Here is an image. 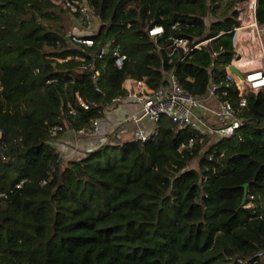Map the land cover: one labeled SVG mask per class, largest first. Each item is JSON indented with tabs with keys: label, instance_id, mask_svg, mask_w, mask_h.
I'll return each mask as SVG.
<instances>
[{
	"label": "trees",
	"instance_id": "1",
	"mask_svg": "<svg viewBox=\"0 0 264 264\" xmlns=\"http://www.w3.org/2000/svg\"><path fill=\"white\" fill-rule=\"evenodd\" d=\"M237 1L0 0V264H264V90L244 95L240 126L212 144L164 114L145 141L78 159L63 161L47 135L55 124L87 128L125 96L124 80L155 89L167 72L237 107L225 79ZM66 2L94 12L89 32ZM255 19L264 23V0ZM173 37L208 41L169 55Z\"/></svg>",
	"mask_w": 264,
	"mask_h": 264
},
{
	"label": "built area",
	"instance_id": "2",
	"mask_svg": "<svg viewBox=\"0 0 264 264\" xmlns=\"http://www.w3.org/2000/svg\"><path fill=\"white\" fill-rule=\"evenodd\" d=\"M66 6L69 7L71 13L78 15V21L84 24L85 31L89 32L92 29V14L94 12L87 5L81 3L66 2ZM255 7L256 0H239L233 6V10L237 13V24L231 29L233 32V57L230 59L229 64L225 66V79L232 81L238 91L239 100L237 107H234L229 101L223 100L218 102L216 110H212L202 101L205 98H214L213 88L210 89L206 97H197L181 87L171 72L166 73L167 85L155 89L147 88L142 81L127 79L124 85L121 84L122 89L125 91V96L114 97L111 103L119 102L123 98L129 97L136 100L139 104L138 112L126 119L134 124L132 140L145 141L154 134L162 114L166 115L170 122L174 124V131L186 126H190L191 129L199 134L215 131L217 132V137L213 141L234 134L235 129L241 124L240 118L237 117V110L245 106L244 95L247 92L256 93L264 90V23L261 24L256 21ZM161 33L162 28L160 26H155L148 30V35L151 37ZM72 40L85 45L92 44L89 39L73 37ZM207 41L193 43V40L184 37H173L169 45V55L178 49L184 53H188L192 49H199ZM108 44V42H105L100 46L97 54L98 58L107 52ZM113 54L116 57L115 65L120 67L124 56L119 55L117 51H114ZM212 55L214 56L215 53H212ZM229 65H233L242 77L239 78L231 73L228 70ZM76 103L82 109H87L88 107L79 96H76ZM67 106L66 114L72 115L73 109L69 105ZM202 113H208L212 120L202 118ZM97 126V119L91 120L87 128L75 130L55 124L47 130L48 140L51 144L52 138L63 132H72L74 136L91 137L96 134ZM206 128L210 130H206ZM213 141L211 144L214 143ZM192 142V139H188L186 144H180L179 148L185 145L191 146ZM19 184L15 185V187H18ZM5 197L6 193L0 192V200ZM261 254V252H258L257 256Z\"/></svg>",
	"mask_w": 264,
	"mask_h": 264
},
{
	"label": "crops",
	"instance_id": "3",
	"mask_svg": "<svg viewBox=\"0 0 264 264\" xmlns=\"http://www.w3.org/2000/svg\"><path fill=\"white\" fill-rule=\"evenodd\" d=\"M126 80L122 82L123 85L126 83ZM202 102L212 110L218 108L219 101L215 97L205 98ZM138 110L139 104L137 101L125 97L119 102L109 104L103 116L97 118V132L94 136L80 137L74 136L72 132L58 133L52 138L51 146L61 159L66 161L82 158L87 153L94 151L106 143L121 145L123 142L132 140L133 138L134 124L126 119L127 117L133 116ZM201 116L204 119L212 120V117L208 113H202ZM206 130L210 129L206 128ZM210 134L212 136V142L215 139L213 136H217V132L212 131Z\"/></svg>",
	"mask_w": 264,
	"mask_h": 264
},
{
	"label": "rangeland",
	"instance_id": "4",
	"mask_svg": "<svg viewBox=\"0 0 264 264\" xmlns=\"http://www.w3.org/2000/svg\"><path fill=\"white\" fill-rule=\"evenodd\" d=\"M94 22H95L94 19H92L91 25L94 26ZM78 23L83 25V27H84V24L80 23L79 21H78ZM71 25L72 24L70 22V26L69 27H71ZM72 34H75V35L79 36V35L85 34V32L83 31V28H81L80 26L76 25V27L72 30ZM213 137L216 138L217 136L214 135ZM209 143H211V141ZM196 165H197L196 160H194V161L189 163V167H196Z\"/></svg>",
	"mask_w": 264,
	"mask_h": 264
},
{
	"label": "water",
	"instance_id": "5",
	"mask_svg": "<svg viewBox=\"0 0 264 264\" xmlns=\"http://www.w3.org/2000/svg\"><path fill=\"white\" fill-rule=\"evenodd\" d=\"M228 70L233 73L234 75H236L237 77L241 78V74L237 71V69H235V67L233 65H229L228 66ZM243 188H245V185H243ZM245 196V192H243V196L242 198H244Z\"/></svg>",
	"mask_w": 264,
	"mask_h": 264
}]
</instances>
